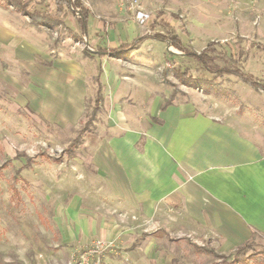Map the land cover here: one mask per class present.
I'll list each match as a JSON object with an SVG mask.
<instances>
[{"label": "rangeland", "instance_id": "374dc122", "mask_svg": "<svg viewBox=\"0 0 264 264\" xmlns=\"http://www.w3.org/2000/svg\"><path fill=\"white\" fill-rule=\"evenodd\" d=\"M82 2L89 10L90 29L88 37L78 40L66 30L79 31L73 13L51 28L36 27L27 15L0 5V165L6 164L0 178V264H67L72 255L97 241L104 246V264H217L222 260L209 249L226 255L230 264L238 255L233 251L236 245L206 228L170 223L175 219L169 215L166 223L141 221L123 240L117 239L119 230L115 239H106L104 230L85 240L83 201L85 196L95 200V193L86 194L84 188L97 172L91 148L126 131L122 126L135 118L147 122L149 110L170 93L176 101L205 112H212L220 102L249 120H259L264 128V92L234 74L203 70L195 59L163 40L144 39L114 57L97 50L136 35L162 32L152 22L163 11L184 48L200 51L213 41L215 51L210 55L227 67L233 66L232 58L241 60L247 54L243 70L264 81V50L251 46H264V0ZM33 7L54 10L48 0ZM137 11L147 16L144 22L137 20ZM85 48L90 52L84 53ZM99 69L102 108L71 153L68 144L98 106L93 77ZM177 70L212 80L211 91L194 87ZM66 86L73 91L65 92ZM68 101L78 110L69 117L61 112L62 105L58 108ZM11 183L19 191V200L13 199ZM106 202L105 211L125 223L126 216L110 209L111 200ZM247 246L245 257L254 256L247 264H264V230H258Z\"/></svg>", "mask_w": 264, "mask_h": 264}, {"label": "crops", "instance_id": "0c3cea01", "mask_svg": "<svg viewBox=\"0 0 264 264\" xmlns=\"http://www.w3.org/2000/svg\"><path fill=\"white\" fill-rule=\"evenodd\" d=\"M53 8L47 13L54 12V5ZM85 9V35L76 17L79 31L66 28L70 36H89L90 15ZM64 12L59 22L72 13L66 9ZM143 35L100 47L97 52L105 54L103 50L117 48ZM147 38L153 37H144L137 45ZM87 51L85 48L84 53L90 52ZM100 74L101 69L93 77L96 113L103 104ZM66 91L73 90L66 86ZM98 92L100 101L96 100ZM217 104L212 112H205L193 104L176 101L170 93L155 110H149L147 122L135 118L122 126L126 131L92 146L91 159L97 172L95 180L84 189L86 194L95 193V200L85 196L86 203L83 201L85 240L100 236L104 230L106 239H115L119 230L117 239L123 240L141 221L166 223L167 215L175 219L170 223L189 224L193 229L201 227L218 234L222 241L236 245L233 251L258 230H264L263 124L241 116L229 106H221L220 102ZM61 105L65 116L78 111L70 101L58 108ZM107 200L113 202L111 210L117 209L126 216L125 223H119L105 211Z\"/></svg>", "mask_w": 264, "mask_h": 264}, {"label": "trees", "instance_id": "16d2710c", "mask_svg": "<svg viewBox=\"0 0 264 264\" xmlns=\"http://www.w3.org/2000/svg\"><path fill=\"white\" fill-rule=\"evenodd\" d=\"M46 0H0V5L3 7H12L17 11L27 15L30 18V21L35 25H43L53 27L56 23H59V18L63 17L65 12L64 9L71 11L76 15L78 18L79 24L82 29V33H86V25H87V10L82 5L80 0H48L50 1L54 7L55 11L51 13H47L41 10H38L33 7V4H43ZM34 2V3H33ZM163 11H158V14L155 16L152 26H158L161 28L162 32H154L153 34H144L137 40H133L129 43H123L117 48L103 50L105 54H109L111 56H120L125 54L128 50L133 49L139 41H141L144 37H153L160 40L166 41L169 45L174 46L175 48L182 50L185 55L195 59L200 65L203 70H206L210 73H214L216 75H223V74H234L238 76L244 82L249 83L255 89H260L264 91V81L259 80L255 77L252 73L243 70V64L247 60L248 55H244L243 58L240 60L239 58H232V67L227 66H219L215 62V57L210 55V51H215L213 41H208L205 47H203L200 51H196L194 49H186L182 46L181 40L179 36L176 34L175 30L170 21L164 19L162 15ZM74 38L81 39V36L73 33ZM252 47H256L257 49L264 50V46L251 44ZM87 49V48H86ZM177 75L180 76L182 79L185 78L189 80V83H193L194 87L201 88V89H208L212 80L206 78H199L190 76V74H186V72H181L177 70ZM211 88L209 87V91ZM217 92V91H216ZM218 93V92H217ZM96 100H101L100 92L96 95ZM98 106L93 108L91 115L89 116L88 120L84 124L83 128H81L76 136L71 140L68 144L70 152L73 148L81 142V135L84 132H88V126L93 125L94 121L96 120V111ZM85 122V121H84ZM90 127V126H89ZM72 153V152H71ZM9 161V160H8ZM29 161V158H28ZM6 167V164L3 163L0 165V178L3 175V169ZM10 188L12 191L13 199L19 200L20 195L18 189L15 187L13 183L10 184ZM249 241L244 242L243 244L239 245L234 251L235 258L232 260L230 264L234 263H242L247 264L249 258H253L254 256H247L245 257V251L248 247ZM198 249H200L198 247ZM210 253L215 255H220L222 257V262L219 261L217 264H229L226 260V255L217 253L214 249L208 250ZM258 264L260 262H257Z\"/></svg>", "mask_w": 264, "mask_h": 264}, {"label": "built area", "instance_id": "2783aa9c", "mask_svg": "<svg viewBox=\"0 0 264 264\" xmlns=\"http://www.w3.org/2000/svg\"><path fill=\"white\" fill-rule=\"evenodd\" d=\"M136 18L139 22H144L147 16L141 11H137ZM104 246L97 241L93 246L84 250L78 255H72L67 264H104Z\"/></svg>", "mask_w": 264, "mask_h": 264}]
</instances>
